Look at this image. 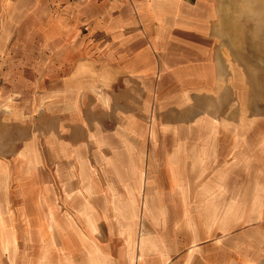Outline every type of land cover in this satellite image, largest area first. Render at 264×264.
Masks as SVG:
<instances>
[{"label": "crops", "instance_id": "crops-1", "mask_svg": "<svg viewBox=\"0 0 264 264\" xmlns=\"http://www.w3.org/2000/svg\"><path fill=\"white\" fill-rule=\"evenodd\" d=\"M204 7L87 4L89 39L109 59L87 88L123 96L126 107L112 117L120 130L109 136L110 157L72 178L61 214L69 224H45L40 199L38 224L26 219L15 252L12 214L0 202V264H222L224 222L238 212V134L207 127L224 119L196 107L221 86ZM107 94L101 104H110Z\"/></svg>", "mask_w": 264, "mask_h": 264}, {"label": "rangeland", "instance_id": "rangeland-1", "mask_svg": "<svg viewBox=\"0 0 264 264\" xmlns=\"http://www.w3.org/2000/svg\"><path fill=\"white\" fill-rule=\"evenodd\" d=\"M102 1L0 0V202L12 214L15 252L26 219L38 224L40 199L45 224L70 223L61 214L72 178L86 163L107 160L109 136L120 130L112 117L126 107L123 96L86 83L109 63L87 30V4ZM204 2L221 86L196 107L224 119L207 127L238 134V212L224 222L217 258L264 264V0ZM104 92L110 104H101Z\"/></svg>", "mask_w": 264, "mask_h": 264}]
</instances>
